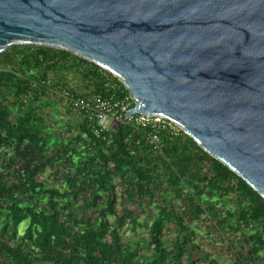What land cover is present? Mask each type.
<instances>
[{"label":"trees","instance_id":"obj_1","mask_svg":"<svg viewBox=\"0 0 264 264\" xmlns=\"http://www.w3.org/2000/svg\"><path fill=\"white\" fill-rule=\"evenodd\" d=\"M53 90L128 95L60 49L0 53V264H219L191 223L227 234L233 264H264V199L241 177L183 132L153 149L131 123L96 136L85 114L54 144L38 106Z\"/></svg>","mask_w":264,"mask_h":264},{"label":"water","instance_id":"obj_2","mask_svg":"<svg viewBox=\"0 0 264 264\" xmlns=\"http://www.w3.org/2000/svg\"><path fill=\"white\" fill-rule=\"evenodd\" d=\"M56 48L113 74L264 199V0H0V53Z\"/></svg>","mask_w":264,"mask_h":264},{"label":"built area","instance_id":"obj_3","mask_svg":"<svg viewBox=\"0 0 264 264\" xmlns=\"http://www.w3.org/2000/svg\"><path fill=\"white\" fill-rule=\"evenodd\" d=\"M53 91V93H57L74 112L87 116L88 124L91 125L92 131L96 136L102 131L110 130L105 127L107 120L114 122L115 125H128L131 123L138 128L147 130L146 140L154 147L153 149H157L159 142L158 133L160 131H169L173 135H178L181 132L187 134L172 121L162 117L141 114L126 117L125 112L134 106V101L129 93L127 96L117 98L113 95L104 96L100 93L82 97L73 95L68 91ZM131 103H133L132 107Z\"/></svg>","mask_w":264,"mask_h":264},{"label":"rangeland","instance_id":"obj_4","mask_svg":"<svg viewBox=\"0 0 264 264\" xmlns=\"http://www.w3.org/2000/svg\"><path fill=\"white\" fill-rule=\"evenodd\" d=\"M56 96L48 95V97H44L41 103L38 104L42 111L41 113L46 116V135H48V139L53 141L54 144L60 141H66L69 136L68 132L70 131L71 134H75L72 129V124L77 121L76 115H78V113L74 111H72L71 114L66 113V104L57 93ZM114 126L115 123L110 120H107L105 123L106 128L111 129ZM224 203H226L225 200ZM205 216H208L207 212ZM191 226L198 233L197 242L211 253L213 259L219 262V264H233L231 253L235 255L237 251H234L233 244L230 238L226 236L227 234L213 230L212 223L210 226L207 224V226L210 227L208 230L203 223H191Z\"/></svg>","mask_w":264,"mask_h":264}]
</instances>
